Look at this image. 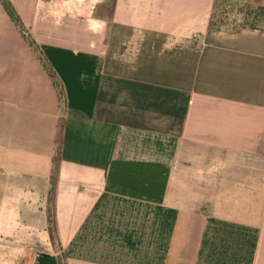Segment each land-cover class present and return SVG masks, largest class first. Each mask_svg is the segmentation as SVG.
<instances>
[{"label":"crops","instance_id":"crops-1","mask_svg":"<svg viewBox=\"0 0 264 264\" xmlns=\"http://www.w3.org/2000/svg\"><path fill=\"white\" fill-rule=\"evenodd\" d=\"M10 2L36 46L0 2V264H264V29L211 31L215 0Z\"/></svg>","mask_w":264,"mask_h":264},{"label":"trees","instance_id":"trees-1","mask_svg":"<svg viewBox=\"0 0 264 264\" xmlns=\"http://www.w3.org/2000/svg\"><path fill=\"white\" fill-rule=\"evenodd\" d=\"M4 9L16 24V26L24 33L26 39L31 46H36V43L31 37L25 34L24 25L20 16L16 12L10 0H0ZM230 13H234L233 19L234 26L231 29H238L242 27L263 28L264 29V7H254L249 3H239L234 0H215L213 12L210 21V30H220L229 27L227 20ZM239 19H238V18ZM46 69H49L46 67ZM50 70V69H49ZM50 75L53 77L52 72ZM61 158V149L58 143L56 153L53 158L54 172L51 176V189H50V208L48 210L49 224L52 235L56 232V219H55V193H56V174L59 169V161Z\"/></svg>","mask_w":264,"mask_h":264},{"label":"rangeland","instance_id":"rangeland-1","mask_svg":"<svg viewBox=\"0 0 264 264\" xmlns=\"http://www.w3.org/2000/svg\"><path fill=\"white\" fill-rule=\"evenodd\" d=\"M236 16H234V13H230L229 16H228V20H227V23H228V26L229 27H232L234 26V23L233 22V19H235ZM238 18V17H237ZM239 19V18H238Z\"/></svg>","mask_w":264,"mask_h":264},{"label":"built area","instance_id":"built-area-1","mask_svg":"<svg viewBox=\"0 0 264 264\" xmlns=\"http://www.w3.org/2000/svg\"><path fill=\"white\" fill-rule=\"evenodd\" d=\"M24 264V263H23Z\"/></svg>","mask_w":264,"mask_h":264}]
</instances>
